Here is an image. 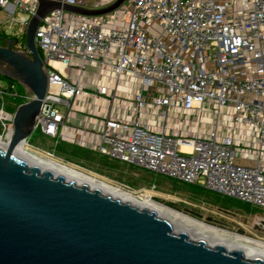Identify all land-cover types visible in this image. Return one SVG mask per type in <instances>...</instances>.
Listing matches in <instances>:
<instances>
[{"label": "built area", "instance_id": "2783aa9c", "mask_svg": "<svg viewBox=\"0 0 264 264\" xmlns=\"http://www.w3.org/2000/svg\"><path fill=\"white\" fill-rule=\"evenodd\" d=\"M51 1L102 9L116 0ZM37 7L0 0V35L22 54ZM34 42L47 89L33 131L264 209V0H125L101 15L55 9ZM25 90L1 85L3 142L32 97ZM4 96L21 100L13 112ZM23 145L41 150L28 138Z\"/></svg>", "mask_w": 264, "mask_h": 264}, {"label": "water", "instance_id": "95a60500", "mask_svg": "<svg viewBox=\"0 0 264 264\" xmlns=\"http://www.w3.org/2000/svg\"><path fill=\"white\" fill-rule=\"evenodd\" d=\"M125 0L102 9L38 0L25 34L26 54L0 45V62L32 93L13 115L8 145H0V264H264L240 249L209 245L175 231L154 211L67 181L13 156L33 132L47 89L35 46L37 28L49 12L107 14ZM0 40L5 38L0 35Z\"/></svg>", "mask_w": 264, "mask_h": 264}, {"label": "rangeland", "instance_id": "374dc122", "mask_svg": "<svg viewBox=\"0 0 264 264\" xmlns=\"http://www.w3.org/2000/svg\"><path fill=\"white\" fill-rule=\"evenodd\" d=\"M3 17L4 16L0 12V21ZM2 44L4 43L0 40V45ZM0 73L14 77L13 69L2 62H0ZM32 136L33 138L34 136H38V132L33 131L30 137H28V141H30ZM51 145L52 141L45 138L44 144L38 145V147L41 150H47V147ZM26 149L29 152L32 151L31 153L38 151V153H35L37 155L54 159L57 158L48 155L45 150L41 151L31 147H27ZM59 161L63 162L62 160ZM75 167L79 168L77 166ZM120 170L123 172L119 170L111 172L106 169L105 172H107L108 175H101L92 169H87L85 171L120 188V190L123 189V191L130 193L133 197L135 196L134 198H137L139 201L148 199L165 206H169L167 203H172L176 208L169 206L170 208L201 221L205 223V225H212L230 234H237L252 238L255 241L264 242V227H260L256 224L258 218L264 217V209H257L262 213H249L235 207L224 212L223 210H219L216 206H213L208 199L204 197L191 198L190 193L186 192V190H182L174 181L166 177L157 178L156 180L153 178H151L152 180H145L139 170L128 167L127 165H121ZM117 175L120 176L122 180L119 181L112 178V176ZM129 182L134 183V187H129Z\"/></svg>", "mask_w": 264, "mask_h": 264}, {"label": "bare ground", "instance_id": "6f19581e", "mask_svg": "<svg viewBox=\"0 0 264 264\" xmlns=\"http://www.w3.org/2000/svg\"><path fill=\"white\" fill-rule=\"evenodd\" d=\"M0 145L7 146L8 143L0 140ZM31 152L25 148L22 141L14 148L12 154L24 160L29 165H37L41 170H49L53 175L62 176L67 181H73L79 185L85 184L90 189H98L101 193L118 198L122 202H129L141 208L154 211L158 217L172 223L175 231L185 232L193 239H203L209 245L222 244L229 250L240 249L244 253V256L250 259L254 257L264 259V242L255 241L252 238L237 234H230L212 225H205V223L180 213L169 206L155 203L148 199L139 201L130 193L123 191V189L120 190V188L109 184L97 176L87 173L85 170L60 162L57 158L44 157Z\"/></svg>", "mask_w": 264, "mask_h": 264}, {"label": "trees", "instance_id": "16d2710c", "mask_svg": "<svg viewBox=\"0 0 264 264\" xmlns=\"http://www.w3.org/2000/svg\"><path fill=\"white\" fill-rule=\"evenodd\" d=\"M12 40V39H11ZM23 42H25V38H23ZM4 44H2V46H5L6 43L5 41H3ZM1 85H4V88L6 89V91L15 93L16 95H21V94H25L26 90L24 87V84H22L20 81H18V79H16L15 77H11L8 75H4L2 73H0V88ZM6 95V94H5ZM6 102L4 105V109L6 111L9 112H13L15 109L16 104L20 103V99L18 98H11V97H7L4 96ZM1 99H0V105H1ZM13 103V105H10L9 103ZM0 131H1V127H0ZM45 138L42 137L39 133L38 136H32V138L30 139L29 143L31 145H33L34 147H38V145H42L44 144ZM43 142V143H42ZM39 148V147H38ZM48 149H43L46 152H50L53 154L54 157H57V159L62 160L63 163H68L70 165L73 166H77L81 169L87 170V169H92L95 170L97 173L101 174V175H108L107 172H105V170H109V171H121V165H127L125 163L116 161V160H111L106 156H102L99 155L98 153L95 152H90L87 149L84 148H80L78 146L72 145V144H68L62 141H58L56 144H54L52 142V145L47 147ZM40 149V148H39ZM128 167H131L133 169H137L141 172L143 178L145 180L148 179H157V178H161L162 176H159L157 174H153L151 172L148 171H144V170H140L139 168L132 166V165H127ZM123 172V171H121ZM113 179L116 180H122V178L120 176H112ZM164 178V177H162ZM152 180V179H151ZM172 180V179H169ZM174 181L178 187H180L182 190H186V192L191 194V198H198V197H204L206 199H208V201L213 205L216 206L217 208H219V210H223L224 212H227L233 208H240L241 210H244L246 212L249 213H262L260 211H258L256 207H252L248 204H245L241 201L232 199V198H228V197H223L220 196L218 194L206 191L204 189H202L201 187L198 186H194V185H189L186 183H182L176 180H172ZM129 187H134V183L129 182ZM167 205L174 207V205L172 203H167Z\"/></svg>", "mask_w": 264, "mask_h": 264}]
</instances>
